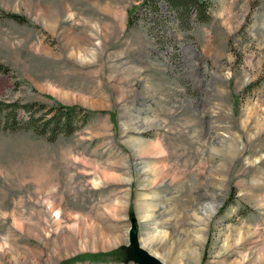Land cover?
Wrapping results in <instances>:
<instances>
[{"label": "rangeland", "instance_id": "obj_1", "mask_svg": "<svg viewBox=\"0 0 264 264\" xmlns=\"http://www.w3.org/2000/svg\"><path fill=\"white\" fill-rule=\"evenodd\" d=\"M207 1L0 0V98L96 112L0 128V264L127 247L132 216L167 264H264V0Z\"/></svg>", "mask_w": 264, "mask_h": 264}, {"label": "trees", "instance_id": "obj_2", "mask_svg": "<svg viewBox=\"0 0 264 264\" xmlns=\"http://www.w3.org/2000/svg\"><path fill=\"white\" fill-rule=\"evenodd\" d=\"M166 3L177 11L179 18L182 20L190 19L193 13H196L198 20L204 21L208 19V11L210 4L207 0H143V4L151 3L156 13L159 12L160 2ZM14 16V15H13ZM15 17V16H14ZM134 22L129 21L128 26H132ZM188 25V24H187ZM8 68L0 64V75L7 74ZM33 103H21L19 101L9 102L4 98H0V128L10 131L31 130L38 135L45 136L49 140H55L58 136L70 135L77 131L80 127L89 122L91 117L96 113L88 110L80 105H65L55 103L51 109L47 111H36ZM39 109L46 107V104H38ZM24 112L25 115H22ZM82 117L80 124L78 118ZM233 200V192L230 195L229 202ZM133 227L137 224L136 217L132 216ZM125 247L117 248L107 252L97 254H81L62 264H70L78 261H123Z\"/></svg>", "mask_w": 264, "mask_h": 264}, {"label": "water", "instance_id": "obj_3", "mask_svg": "<svg viewBox=\"0 0 264 264\" xmlns=\"http://www.w3.org/2000/svg\"><path fill=\"white\" fill-rule=\"evenodd\" d=\"M125 253V260L121 261L125 264L132 262L135 264H167L141 245L139 241L138 224L132 227Z\"/></svg>", "mask_w": 264, "mask_h": 264}, {"label": "bare ground", "instance_id": "obj_4", "mask_svg": "<svg viewBox=\"0 0 264 264\" xmlns=\"http://www.w3.org/2000/svg\"><path fill=\"white\" fill-rule=\"evenodd\" d=\"M150 252V251H149ZM151 253V252H150Z\"/></svg>", "mask_w": 264, "mask_h": 264}]
</instances>
